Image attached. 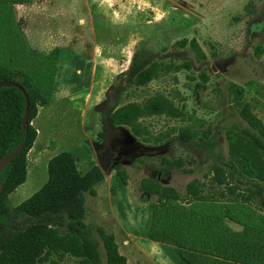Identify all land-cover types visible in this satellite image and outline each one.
<instances>
[{"label": "rangeland", "instance_id": "obj_1", "mask_svg": "<svg viewBox=\"0 0 264 264\" xmlns=\"http://www.w3.org/2000/svg\"><path fill=\"white\" fill-rule=\"evenodd\" d=\"M33 1L48 15L30 12ZM61 40L70 42L75 69L64 72L68 84L60 90L86 100V124H79L83 100L63 99L51 110L53 121L42 122L45 133L61 142L57 152L80 158L82 173L98 166L108 133L112 146L123 149L107 172L100 169L104 181L95 196L86 195L84 221L114 233L128 264H264L256 259L264 261V205L245 201L228 182L219 185L212 172L228 160L229 132L249 130L239 116L243 104L264 124V0H0V68L27 76L38 98L53 93L58 51L30 57L41 43ZM133 55L146 62L145 83L132 73L117 78ZM205 141L211 147L201 149ZM34 142L26 153L27 182L8 195L13 206L48 180L56 152L38 146L47 153L39 156ZM163 157H181L191 172L167 170ZM143 178L180 192L196 179L201 197L163 206L138 190ZM25 208L36 215L41 207Z\"/></svg>", "mask_w": 264, "mask_h": 264}, {"label": "trees", "instance_id": "obj_2", "mask_svg": "<svg viewBox=\"0 0 264 264\" xmlns=\"http://www.w3.org/2000/svg\"><path fill=\"white\" fill-rule=\"evenodd\" d=\"M256 51H262L260 45H257ZM145 65L144 60H138L133 55L127 71L117 75V78L132 73L137 81L145 83L148 81L142 73ZM5 80L13 81L23 88L28 96L29 112L28 127L24 131L22 119L26 100L23 91L14 86L0 87V160L26 140L19 155L0 172V264H37L48 259L51 264H60L66 259H70L73 264H128L125 255L119 252L114 233L101 225L84 221L86 195L95 196V187L104 181V174L98 166L81 174L70 153H58L49 160L47 182L22 204L13 206L10 203L8 195L26 181V153L36 136V130L31 125L37 114L35 105L39 107L47 103L45 99L37 97L34 85L23 73L0 68V81ZM239 116L249 130L229 132L228 160L213 165L212 172L219 185L228 182L231 192L236 188L242 189L245 201H257L264 205V124L247 103L241 106ZM199 147L208 149L211 144L205 141ZM160 163L169 171L191 172L184 167L181 157H163ZM115 170L122 183L126 184L125 172L119 167ZM138 190L155 196L156 203L163 206L168 201L201 197L199 181L196 179L180 192L174 187L162 185L157 179L143 178ZM27 205L41 208L36 215H31L26 213ZM23 214H26L25 218L19 219ZM26 237H30L29 242ZM26 248H29L31 255L26 253ZM53 256L57 259H51ZM256 259L259 263L264 262L259 257Z\"/></svg>", "mask_w": 264, "mask_h": 264}, {"label": "crops", "instance_id": "obj_3", "mask_svg": "<svg viewBox=\"0 0 264 264\" xmlns=\"http://www.w3.org/2000/svg\"><path fill=\"white\" fill-rule=\"evenodd\" d=\"M35 1H33V4H31L30 6H28V10H30V12H32L33 14H35L36 16H45V15H48V12L49 10L47 8H44L43 5H35L34 3ZM49 43H41L40 48H39V51L35 52L32 57H30V61L32 62L33 60H35L36 58H39L37 56H42L43 53L42 51L45 50V49H56L58 51V54H57V60H56V68H57V71L55 72V75L53 77V81L49 83V87H48V91L51 89V92H53L52 94L51 93H47L46 95V105L44 106H39L38 107V114L34 120V126L37 130V138H36V141L34 142V145H33V148L32 150L34 151L33 153L35 154H38L39 156L41 155H46L47 153H45V151H42L43 149H40L38 148L41 147V146H44V147H50V150L56 152L54 153L50 159L55 156L56 154L60 153V152H57V148L58 149H61V142L58 141V140H55L53 138H51L52 136H54L52 134V132H50V130L48 131L47 130V135L44 131V128L43 126L41 125L42 122L46 119L48 122L49 121H53V119L51 118L50 114H51V110L53 109V107L55 106V104H58L60 103L59 101L60 100H63V99H72L73 101L74 100H78L79 99V103L81 102V100H83V98L81 99V95H76L75 93L73 94H67L68 92L65 90L61 91L62 89H66L65 88V85L68 84L67 80L64 78L65 75H64V72L65 71H68V69H75V65H74V62H73V55H70L69 53V48H70V42H65L63 40H61L59 42V44H53V47H51V43L48 45ZM46 47V48H45ZM75 54V56L78 58L79 56V53L76 52V53H73ZM25 65L23 64L21 68H23ZM20 67V66H19ZM17 69V68H16ZM10 70V69H8ZM76 79H80V78H76ZM66 81V83H65ZM64 82V84H63ZM76 88H79L78 86ZM61 89V90H60ZM70 90V89H69ZM84 102L83 104V110H82V120L80 121V126L81 128H85V124H86V115H87V108H86V100L82 101V103ZM80 106V104H78ZM77 104L75 106H78ZM78 106V107H79ZM52 119V120H51ZM54 128L52 127L51 130H53ZM45 133V135H44ZM42 138V139H41ZM41 140V141H39ZM43 141V144L41 143ZM43 148V147H42ZM65 152H68L70 153L74 158H76L77 160V169H78V165L80 164V158H77L75 156L74 153L70 152V150H64ZM63 151V152H64ZM80 172V171H79ZM81 174H84L82 172H80ZM39 175L35 176L38 178ZM28 177V175H27ZM28 179V178H27ZM27 179L26 181L20 185L16 191L21 188L22 186H24L27 182ZM38 191V190H37ZM36 191V192H37ZM34 194V193H33ZM129 246V245H128ZM120 252V251H119ZM127 252H129L127 250Z\"/></svg>", "mask_w": 264, "mask_h": 264}, {"label": "water", "instance_id": "obj_4", "mask_svg": "<svg viewBox=\"0 0 264 264\" xmlns=\"http://www.w3.org/2000/svg\"><path fill=\"white\" fill-rule=\"evenodd\" d=\"M1 86H14L19 88L21 91H23L24 96H25V100H26V111H25V115L22 119V127L23 130L26 131L27 127H28V105H29V100H28V96L25 93V91L23 90V88L16 84L13 81H0V87ZM25 142L26 140H24L14 151H12L10 154L4 156L1 160H0V172L5 168V166L12 161L15 157H17L19 155V153L23 150L24 146H25ZM96 159H97V163L99 168L105 173L108 171V166H109V162L106 160V157L103 156L102 152L97 153L96 155ZM2 191V184L0 181V193Z\"/></svg>", "mask_w": 264, "mask_h": 264}, {"label": "flooded vegetation", "instance_id": "obj_5", "mask_svg": "<svg viewBox=\"0 0 264 264\" xmlns=\"http://www.w3.org/2000/svg\"><path fill=\"white\" fill-rule=\"evenodd\" d=\"M120 150H123L122 147H113L112 146V140H111V136L108 133V135L106 136L104 145H103V149H101L99 152H102L103 156L106 157V160L109 162V165L116 161L119 156H122V152H120Z\"/></svg>", "mask_w": 264, "mask_h": 264}]
</instances>
